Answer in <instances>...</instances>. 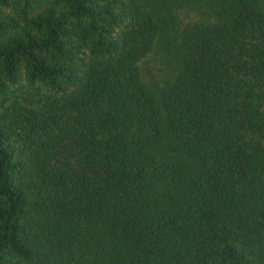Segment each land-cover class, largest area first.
Returning <instances> with one entry per match:
<instances>
[{
	"label": "trees",
	"instance_id": "obj_1",
	"mask_svg": "<svg viewBox=\"0 0 264 264\" xmlns=\"http://www.w3.org/2000/svg\"><path fill=\"white\" fill-rule=\"evenodd\" d=\"M0 264H264V0H0Z\"/></svg>",
	"mask_w": 264,
	"mask_h": 264
}]
</instances>
